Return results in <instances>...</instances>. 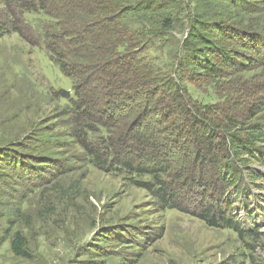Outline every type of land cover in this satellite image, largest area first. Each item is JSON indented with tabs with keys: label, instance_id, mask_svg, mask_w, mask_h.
I'll return each instance as SVG.
<instances>
[{
	"label": "trees",
	"instance_id": "16d2710c",
	"mask_svg": "<svg viewBox=\"0 0 264 264\" xmlns=\"http://www.w3.org/2000/svg\"><path fill=\"white\" fill-rule=\"evenodd\" d=\"M209 1L198 13L191 0H0V39L19 34L72 79L67 112L94 166L125 173L161 208L196 194L207 224L260 236L239 219L264 215L251 206L264 196V0ZM177 29L186 34L168 49ZM255 70L262 77L247 75ZM199 84L208 93L198 98ZM24 164L15 162L17 177H34ZM9 228L0 243L28 257L24 234Z\"/></svg>",
	"mask_w": 264,
	"mask_h": 264
},
{
	"label": "rangeland",
	"instance_id": "374dc122",
	"mask_svg": "<svg viewBox=\"0 0 264 264\" xmlns=\"http://www.w3.org/2000/svg\"><path fill=\"white\" fill-rule=\"evenodd\" d=\"M191 1L198 13L210 11L209 0ZM138 22L129 17L124 24ZM148 24L156 25L153 20ZM185 34L183 29L168 34L165 38L176 42L167 48L175 49ZM255 73L263 75L260 70L247 75ZM72 85L45 52L19 34L0 39V238L13 222L12 232L24 234L29 251L28 257H17L10 241L2 240L0 264H264L262 213L254 223L245 216L239 219L251 232L257 226L262 235L242 236L202 220L196 194L185 198L181 193V209L161 208L125 173L94 166L74 136L73 115L67 112ZM199 86L190 88L198 98L202 91L208 93L205 85ZM61 89L71 95L63 97ZM235 89L229 93L231 101ZM13 142L21 150L15 160L4 152L13 149ZM16 161L35 166V176L17 177ZM42 177L46 180L40 181ZM261 199L251 206L264 207ZM17 209L23 216H15Z\"/></svg>",
	"mask_w": 264,
	"mask_h": 264
},
{
	"label": "water",
	"instance_id": "95a60500",
	"mask_svg": "<svg viewBox=\"0 0 264 264\" xmlns=\"http://www.w3.org/2000/svg\"><path fill=\"white\" fill-rule=\"evenodd\" d=\"M59 92L61 93V95L65 98L69 97L71 95V92L68 91V90H64V89H61L59 90Z\"/></svg>",
	"mask_w": 264,
	"mask_h": 264
}]
</instances>
